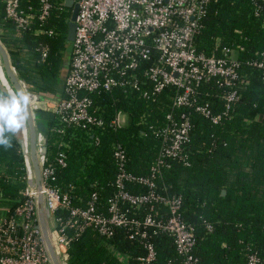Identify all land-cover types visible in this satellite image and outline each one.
<instances>
[{"label": "trees", "instance_id": "obj_1", "mask_svg": "<svg viewBox=\"0 0 264 264\" xmlns=\"http://www.w3.org/2000/svg\"><path fill=\"white\" fill-rule=\"evenodd\" d=\"M49 1L50 17L41 22L40 0H20L19 9H32L35 18L18 32L5 18V0H0V42L25 91L41 99H54L63 91L61 78L70 47L69 0ZM205 10L194 38L196 52L218 57L221 48L227 47L237 52L239 64L240 98L227 112L221 99L227 88H219L215 81L197 88V101L208 104L213 115H221L220 123L213 124L189 109L174 108L173 89L154 100L129 90L88 94L102 121L100 127H68L58 135L52 132L55 118L42 123L46 156L53 165L48 182L67 195L72 207H86L96 194L97 211L108 216L119 172L116 149L125 154L126 173L149 177L161 149L157 133L168 124L166 117L172 115L180 122L185 115L193 126L189 142L180 158L165 159L154 178L155 193L179 196L180 217L195 234L192 255L197 264H247L250 252L264 257V75L251 66L264 53V0H210ZM120 112L127 116L128 124L116 128L112 122ZM20 140L18 131L10 147L0 146V198L6 201L9 215L22 202L25 189ZM59 142L66 146L60 147ZM60 153L64 167L57 164ZM125 188L131 195L148 192L135 183H125ZM123 206L128 219L140 222L153 214L152 206L161 210L162 216L156 219L168 217L167 207L157 204ZM56 215L66 217L67 213ZM206 226L211 227L210 232ZM131 233L127 228H115L110 237H103L91 229L81 233L68 229V264H125L124 255L129 257L128 264H138L136 259L145 253L146 243L153 244L159 264L179 263L168 237L148 230L146 240H131Z\"/></svg>", "mask_w": 264, "mask_h": 264}, {"label": "built area", "instance_id": "obj_2", "mask_svg": "<svg viewBox=\"0 0 264 264\" xmlns=\"http://www.w3.org/2000/svg\"><path fill=\"white\" fill-rule=\"evenodd\" d=\"M210 0H77L78 12L75 21L74 40L63 91L54 99H41L32 93L31 111L34 120L41 113L47 119L55 118L52 129L58 135L65 128L100 127L92 100L88 94L121 90L134 91L146 100H154L167 89L175 90L172 105L176 109H189L219 124L221 115H213L208 104L197 101V88L215 81L219 88H227L222 101L226 112L240 98L237 52L222 47L219 56L197 53L194 38L201 29ZM20 0H5V18L15 30L21 32L35 18L32 9H19ZM52 5L49 0H40L38 19L45 22L50 17ZM44 57V50L42 51ZM264 75L262 59L251 64ZM226 112L223 114L225 115ZM43 119V117H39ZM168 124L157 133L161 142L158 158L153 162L149 177L128 174L123 169L125 154L117 148L114 156L119 163V172L114 181L115 194L107 208L108 216L96 209V194L84 208L72 207L67 195L59 188L49 185L53 165L46 156L45 138L38 131L37 153L42 180L45 219L49 238L59 264H68V229L81 233L91 229L103 237H110L116 228H127L132 233L129 239L146 240L148 230L172 240L179 263L197 264L192 255L195 234L181 219L179 196H160L155 193L154 178L164 166L165 159L180 158L189 142L193 126L188 117L181 115L180 122L172 115L166 117ZM120 128L128 124L124 113H118L112 122ZM65 147L64 142H59ZM57 164L64 167V155H58ZM25 189L23 200L11 215L0 219V264H51L37 219L36 192L33 175L25 165ZM125 183H135L148 188L146 194L131 195ZM124 204L140 208L145 204L167 207L168 217L156 219L161 210L150 208L153 214L143 221L128 219L123 212ZM67 213L66 217L56 215ZM162 216V215H161ZM208 232L210 226H206ZM145 253L137 257L138 264H159L151 243L144 245ZM128 257V256H127ZM129 258V257H128ZM247 264H264V257L250 252Z\"/></svg>", "mask_w": 264, "mask_h": 264}, {"label": "water", "instance_id": "obj_3", "mask_svg": "<svg viewBox=\"0 0 264 264\" xmlns=\"http://www.w3.org/2000/svg\"><path fill=\"white\" fill-rule=\"evenodd\" d=\"M66 6L72 9L71 17L68 22V33H67V41L71 44L74 40L75 21H76L77 12H78V4L74 1L69 0V1H66ZM0 61H1V67L4 73V76L7 79L10 86L12 87L13 91H16V90L25 91L21 82L19 81V79L17 78L14 72V69L11 65L8 53L1 42H0ZM28 113H29V117L25 124L26 126L25 128L28 134L27 136L28 152H29L31 171H32L33 180H34V188L36 192L38 225L41 230L42 237H43L47 252L51 260V264H59L56 254L54 252L53 246L51 244L50 238H49L46 219H45L44 200L42 196V180H41V175H40V163H39V158H38V153H37L38 130L36 127V123H35L30 105L28 108ZM19 145L24 155L25 145H24V138H23V130H21V140L19 141ZM45 151L46 149L44 148V152ZM122 259L125 261V264H128L129 258L126 255L122 256Z\"/></svg>", "mask_w": 264, "mask_h": 264}, {"label": "clouds", "instance_id": "obj_4", "mask_svg": "<svg viewBox=\"0 0 264 264\" xmlns=\"http://www.w3.org/2000/svg\"><path fill=\"white\" fill-rule=\"evenodd\" d=\"M31 102L29 91L16 90L0 95V146L10 147L12 136L25 127Z\"/></svg>", "mask_w": 264, "mask_h": 264}, {"label": "crops", "instance_id": "obj_5", "mask_svg": "<svg viewBox=\"0 0 264 264\" xmlns=\"http://www.w3.org/2000/svg\"><path fill=\"white\" fill-rule=\"evenodd\" d=\"M68 49L69 50L67 52H69V54L67 55V52H66V54H65V62H66V64L68 63V65H69L68 61L70 59L71 44H70V47ZM68 65H66L64 67V69H63L62 78H61V84H63V80H64V78H65V76L67 74ZM0 87H1L2 90H5L7 94H11L12 92H14L12 87L10 86V84L8 83L7 79L4 76V73H3L2 67H1V61H0ZM0 95H2V94L0 93ZM48 120L49 119H45V118L44 119L36 118L35 123L40 125V128H41L40 131H42V127H41L42 123L45 122V121H48ZM25 127L22 129L23 130L24 145H25V147H24V159H25L24 162H25L26 165H28V169L30 170V173H32L31 166H30L29 152H28V142H27L28 134L26 132V128ZM36 127H38V126L36 125ZM37 130H38V128H37ZM30 176L32 178V174H30ZM32 185H33V182H32ZM5 203H6V201H4V200H2L0 198V219H2L6 215V211L8 209V207L6 206Z\"/></svg>", "mask_w": 264, "mask_h": 264}, {"label": "rangeland", "instance_id": "obj_6", "mask_svg": "<svg viewBox=\"0 0 264 264\" xmlns=\"http://www.w3.org/2000/svg\"><path fill=\"white\" fill-rule=\"evenodd\" d=\"M69 50V49H68ZM69 54V52H67V55ZM0 93L2 94V95H5V94H7L6 93V91L5 90H0ZM47 114H44V113H41V114H39L38 115V117H43V119L45 118V119H47ZM36 125L38 126L37 128H38V131H40L41 130V128H40V125L39 124H37L36 123ZM41 132V131H40Z\"/></svg>", "mask_w": 264, "mask_h": 264}, {"label": "bare ground", "instance_id": "obj_7", "mask_svg": "<svg viewBox=\"0 0 264 264\" xmlns=\"http://www.w3.org/2000/svg\"><path fill=\"white\" fill-rule=\"evenodd\" d=\"M30 105H31L32 107L34 106L32 102H31V104H30ZM33 185H34V184H33Z\"/></svg>", "mask_w": 264, "mask_h": 264}]
</instances>
